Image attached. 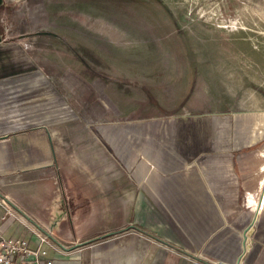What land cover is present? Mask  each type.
Wrapping results in <instances>:
<instances>
[{
  "label": "rangeland",
  "instance_id": "1",
  "mask_svg": "<svg viewBox=\"0 0 264 264\" xmlns=\"http://www.w3.org/2000/svg\"><path fill=\"white\" fill-rule=\"evenodd\" d=\"M0 42L45 79L34 100L75 125L67 141L127 159L131 180L156 173L167 198L170 177L186 198L207 157H264V0H2ZM263 198L239 197L241 218ZM154 242L157 264L192 260Z\"/></svg>",
  "mask_w": 264,
  "mask_h": 264
},
{
  "label": "crops",
  "instance_id": "2",
  "mask_svg": "<svg viewBox=\"0 0 264 264\" xmlns=\"http://www.w3.org/2000/svg\"><path fill=\"white\" fill-rule=\"evenodd\" d=\"M4 46L0 42V199L29 228L49 236L53 264H157L162 258L154 241L192 259L175 264H196L199 254L206 264H264V198L251 204L252 221L241 218L238 203L244 194L264 197V176H258L264 157H207L206 168L189 175L186 198H177V177L166 183L167 198L156 173L139 171L131 180L127 159L117 164L108 152L98 155L96 141H67L69 125H51L45 101L34 100V89L42 93L47 82L27 73L10 51L3 54ZM2 214L0 207L5 236L31 238ZM75 245L83 246L71 249ZM222 249L233 256L223 258Z\"/></svg>",
  "mask_w": 264,
  "mask_h": 264
},
{
  "label": "built area",
  "instance_id": "3",
  "mask_svg": "<svg viewBox=\"0 0 264 264\" xmlns=\"http://www.w3.org/2000/svg\"><path fill=\"white\" fill-rule=\"evenodd\" d=\"M3 210L1 220L7 218L17 220L22 229L31 235V238L6 237L0 227V264H53L51 243L49 236L38 230L29 228L25 222L17 218L16 213L10 208L5 199H0ZM48 233V231H47ZM212 264H240L237 262L215 261Z\"/></svg>",
  "mask_w": 264,
  "mask_h": 264
},
{
  "label": "water",
  "instance_id": "4",
  "mask_svg": "<svg viewBox=\"0 0 264 264\" xmlns=\"http://www.w3.org/2000/svg\"><path fill=\"white\" fill-rule=\"evenodd\" d=\"M1 3H2V0H0V5H1ZM80 246H83V245H75L73 248H71V249H74V248H77V247H80Z\"/></svg>",
  "mask_w": 264,
  "mask_h": 264
}]
</instances>
